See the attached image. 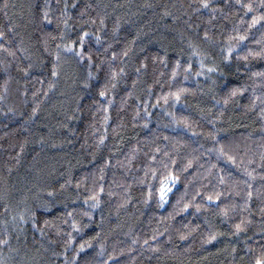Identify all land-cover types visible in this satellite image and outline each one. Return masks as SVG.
I'll return each instance as SVG.
<instances>
[{"label":"trees","instance_id":"16d2710c","mask_svg":"<svg viewBox=\"0 0 264 264\" xmlns=\"http://www.w3.org/2000/svg\"><path fill=\"white\" fill-rule=\"evenodd\" d=\"M209 2L0 0V264L264 258V4Z\"/></svg>","mask_w":264,"mask_h":264},{"label":"snow or ice","instance_id":"6c2138e0","mask_svg":"<svg viewBox=\"0 0 264 264\" xmlns=\"http://www.w3.org/2000/svg\"><path fill=\"white\" fill-rule=\"evenodd\" d=\"M261 3L264 4V0H261ZM201 7L202 8H209L210 7V2L209 0H203V3L201 4ZM246 8L248 10H252L253 9V5L251 3H249L248 5H246ZM45 19H48L47 15H45ZM260 19H264V15H262L260 17ZM253 23H258V20L256 17H253ZM89 35L88 32H84L83 35L80 37V49H81V52H80V56L81 58H83V55H85L86 53L83 52V49L85 47L84 45V37H87ZM5 36V33L0 31V37H3ZM204 36L206 38H209V33L207 31L204 32ZM229 41L232 40V37H229L228 38ZM246 37L244 36H240L239 37V40L240 41H243L245 40ZM97 43L100 42V38L97 37ZM238 43L237 45H231V44H228V45H225L223 47H226L227 48V55L224 57L226 60H231L232 59V50H233V47H238ZM5 47V45L3 44H0V48H3ZM64 47L66 49H68L69 51H72L75 49L76 47V42H73L72 44H66L64 45ZM251 55H261V53H251ZM113 56H115V53H113ZM245 60H247V56H244L243 57ZM177 64H179V62H177ZM189 68H191V65L189 64L188 65ZM201 67L203 68H207V65H204L203 62H201ZM217 71H219V69H217ZM175 74V73H174ZM116 73L113 72V76H115ZM197 75H199V73H197ZM254 75H257V76H264V72H257V73H254ZM114 86V85H113ZM108 85H105V89H107ZM182 91H187V89H183ZM244 91V88H241V87H235L233 89L230 90V95L231 96H235L237 95L238 93H241ZM100 95L101 96H107L108 95V92L106 90H101L100 91ZM175 98L177 100H179L180 98V95H181V92L180 91H177L175 94ZM262 114H264V112H262ZM157 151H159V149H157ZM220 152L225 155L229 160H231L233 163L236 162V157L234 156H229L227 153L224 152V148L223 146H221L220 148ZM153 159H155V157H153ZM189 165H191V161H189ZM249 175H251V173H249ZM179 177L176 176L175 174H170L169 176H166L164 177V182L163 184L161 185L160 189H159V197H160V204L161 206H163V204L168 200V193L171 192L172 188L175 187V183L176 181H179ZM225 181L223 180V178H221L220 180V183L223 184ZM63 187V186H62ZM101 191H103V189H101ZM186 195V192L185 193H182L180 198L176 201V204L177 206H179L182 202V200L184 199V196ZM197 195H199V193H197ZM221 195L222 194H215V195H207L206 199L208 201H212V200H220L221 199ZM252 195L251 192L248 193V196L250 197ZM149 198H151V192H149ZM95 206V205H94ZM191 207V205L189 203H184L182 207H180V211H187L189 208ZM201 207V205H196V208L199 209ZM223 213L226 215L227 214V208H223L222 209ZM87 215H91V213H87ZM21 219H23V216H21ZM47 223V221L45 222ZM75 223V222H74ZM242 223H238L235 225V228L237 230H239L241 227H242ZM77 227H79V225H77ZM74 238V237H73ZM153 239H155V237H153ZM216 239L215 236H210L209 237V240H214ZM0 242H3V243H7V241H0ZM81 248H84L85 245L84 244H81L80 246ZM255 264H264V258H261V259H257Z\"/></svg>","mask_w":264,"mask_h":264}]
</instances>
